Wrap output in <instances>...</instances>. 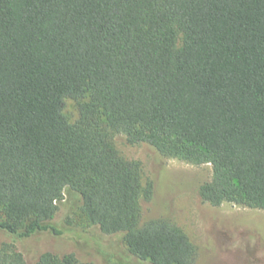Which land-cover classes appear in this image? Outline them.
Instances as JSON below:
<instances>
[{"label": "trees", "instance_id": "trees-1", "mask_svg": "<svg viewBox=\"0 0 264 264\" xmlns=\"http://www.w3.org/2000/svg\"><path fill=\"white\" fill-rule=\"evenodd\" d=\"M106 129L211 165L205 203L264 211V0H0V230L62 236L54 219L71 190L138 260L197 264L172 222L141 226L153 187ZM0 264L28 263L3 245ZM35 264L92 263L48 252Z\"/></svg>", "mask_w": 264, "mask_h": 264}, {"label": "rangeland", "instance_id": "rangeland-1", "mask_svg": "<svg viewBox=\"0 0 264 264\" xmlns=\"http://www.w3.org/2000/svg\"><path fill=\"white\" fill-rule=\"evenodd\" d=\"M178 45H182L181 37ZM64 114L76 123L78 102L67 100ZM106 131L122 157L140 163L144 187H153L152 199L141 201V226L159 219L172 222L197 247V264H264V211L205 203L200 188L213 177L211 165L168 159L149 145H129L123 135ZM58 206L54 224L63 231L62 236L42 233L20 239L0 230V247L14 246L28 264H35L48 252L74 254L81 263L150 264L129 253L123 235L107 236L90 225L81 211L82 199L75 192L66 190Z\"/></svg>", "mask_w": 264, "mask_h": 264}]
</instances>
